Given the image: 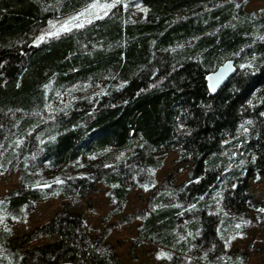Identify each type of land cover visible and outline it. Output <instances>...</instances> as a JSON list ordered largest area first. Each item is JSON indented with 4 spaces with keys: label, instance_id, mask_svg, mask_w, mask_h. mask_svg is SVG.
<instances>
[{
    "label": "trees",
    "instance_id": "trees-1",
    "mask_svg": "<svg viewBox=\"0 0 264 264\" xmlns=\"http://www.w3.org/2000/svg\"><path fill=\"white\" fill-rule=\"evenodd\" d=\"M99 1L112 0H0V173L21 171L0 199V264H123L106 232L93 236L67 201L99 185L109 216L131 190L148 192L147 210L121 221L141 220L136 244L167 251L159 264H245L233 241L264 227V196L250 195L264 177V7L126 0L36 41L50 20ZM229 59L235 73L211 93L208 74ZM168 151L190 164L180 183L155 179ZM49 198L65 201L13 237ZM48 236L56 239L24 248Z\"/></svg>",
    "mask_w": 264,
    "mask_h": 264
},
{
    "label": "rangeland",
    "instance_id": "rangeland-1",
    "mask_svg": "<svg viewBox=\"0 0 264 264\" xmlns=\"http://www.w3.org/2000/svg\"><path fill=\"white\" fill-rule=\"evenodd\" d=\"M245 1V9L247 11L256 12L258 9L264 7V0ZM120 2L123 3L124 7L127 6L126 0H120ZM94 3L115 4L116 0ZM90 5L78 13H73L47 22V24L40 29L36 41H41L39 39L41 36L45 38L51 36L48 35V33L58 31L66 21H69L72 17L79 16V14L85 12ZM110 9H106L107 13ZM104 12L105 9L102 8L93 9L91 14L85 13V15L79 16V19L70 24L69 27L72 29L76 28L75 24H87L89 21L97 19V16H104ZM133 13L135 14V11H133ZM53 25H55V27H53ZM189 166L190 164L186 165L185 163L177 161V153L175 151H168L164 165L156 172L155 179L157 183L165 179L174 183H180L187 178V168ZM20 177V170L0 173V199L9 196L18 187ZM99 187L100 191L98 193H89L85 199L67 200L72 203L73 211L80 213L87 219L89 232L93 236L106 232V240L114 245L116 253L121 258L123 264H159L164 262L168 258V253L164 249L148 242L136 244L137 229L141 220L132 219L126 222L121 221V217L124 215H130L142 209H145V211L147 210L144 199L148 197V192H144L140 188L131 190L124 211L117 216H109L108 211L110 210V206L104 194L105 188L102 185H99ZM250 195L255 202L259 201L264 196V177H262L259 182L250 183ZM64 201L65 200L61 198H49L44 202L37 203L34 210L24 222L14 225L13 237H24L35 227L48 222L59 210ZM55 239L56 236H48L32 241L25 245L24 248L52 242ZM132 246H134V249ZM250 246L256 249L264 246V227L259 228L251 225L250 229L232 243V250L241 248L243 251L245 250L247 252L248 259L245 261V264H258L263 260L264 254L254 251Z\"/></svg>",
    "mask_w": 264,
    "mask_h": 264
},
{
    "label": "water",
    "instance_id": "water-1",
    "mask_svg": "<svg viewBox=\"0 0 264 264\" xmlns=\"http://www.w3.org/2000/svg\"><path fill=\"white\" fill-rule=\"evenodd\" d=\"M234 60H227L219 65L215 70L210 72L206 78L208 90L213 93L223 86L235 73ZM61 264H89V263H70L64 262Z\"/></svg>",
    "mask_w": 264,
    "mask_h": 264
},
{
    "label": "snow or ice",
    "instance_id": "snow-or-ice-1",
    "mask_svg": "<svg viewBox=\"0 0 264 264\" xmlns=\"http://www.w3.org/2000/svg\"><path fill=\"white\" fill-rule=\"evenodd\" d=\"M116 3H120V0H116ZM115 5L114 4H99V3H93L92 5L89 6L88 9L85 10V12H82L79 14V16H83L85 15V13H89L91 14L92 10L93 9H105V12H104V15H107V11L106 9H110L112 7H114ZM143 11H147L146 9H143ZM79 16H75V17H72L70 18L69 21H66L62 26L61 28L56 31V32H51V33H48V35H59L61 31H71V28L69 27L70 24H72L74 21L78 20L79 19ZM97 18H102L100 16H97ZM91 22V21H89ZM53 27H55V25H53ZM75 27H83V24L82 23H79V24H75ZM45 37L44 36H41L39 39L42 41ZM56 182H60V181H56ZM261 212H264V209H260ZM241 225H237V228H239Z\"/></svg>",
    "mask_w": 264,
    "mask_h": 264
}]
</instances>
